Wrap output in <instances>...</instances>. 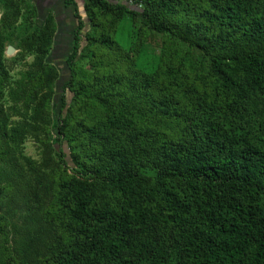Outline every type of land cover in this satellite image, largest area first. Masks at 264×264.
Returning a JSON list of instances; mask_svg holds the SVG:
<instances>
[{
	"label": "trees",
	"instance_id": "trees-1",
	"mask_svg": "<svg viewBox=\"0 0 264 264\" xmlns=\"http://www.w3.org/2000/svg\"><path fill=\"white\" fill-rule=\"evenodd\" d=\"M70 5L56 116V15L0 0V264H264V0Z\"/></svg>",
	"mask_w": 264,
	"mask_h": 264
},
{
	"label": "rangeland",
	"instance_id": "rangeland-1",
	"mask_svg": "<svg viewBox=\"0 0 264 264\" xmlns=\"http://www.w3.org/2000/svg\"><path fill=\"white\" fill-rule=\"evenodd\" d=\"M79 1L80 3L82 2V0ZM79 6L81 8V12L84 14L83 4H79ZM74 10L75 7L73 5L65 7L64 10H59V19L63 32L58 37V44L54 51V54L49 56V61L55 63L59 67L61 74L58 83V93L56 95V101L54 103V111L56 116H58L63 109V100L61 96L64 94V90L62 88L70 77V71L66 63V59L71 52L74 31L78 22L77 18L74 17ZM46 13V8L45 10L43 8L40 14L41 19L46 16ZM18 53L19 49H17L11 55L5 53L7 66L9 67V70L15 79L20 78L22 74L28 70V65L34 60L33 55H28L24 59L20 60ZM71 98L72 93L67 92L66 101L68 103L71 101ZM25 154L32 160H34L36 165H39L43 162V160H48L50 158V154L47 153L44 146L42 144H39L32 138H29L25 143ZM18 198L19 197L16 196L12 199V208L16 211L25 210L26 207H23L21 205V202L18 201ZM19 230L20 236L25 237L27 243L31 245L41 244L46 238V234L42 230L33 229L28 231L20 227Z\"/></svg>",
	"mask_w": 264,
	"mask_h": 264
},
{
	"label": "crops",
	"instance_id": "crops-1",
	"mask_svg": "<svg viewBox=\"0 0 264 264\" xmlns=\"http://www.w3.org/2000/svg\"><path fill=\"white\" fill-rule=\"evenodd\" d=\"M33 3H35L37 5V7L39 8V5L38 4H44V5H47V6H50L51 4H61V9L60 10H64L65 9V0H31ZM47 13L48 14L50 11L54 12L55 15H56V19L58 21V26L60 25V19H59V13L58 12H55L51 7L50 8H47L46 9Z\"/></svg>",
	"mask_w": 264,
	"mask_h": 264
},
{
	"label": "flooded vegetation",
	"instance_id": "flooded-vegetation-1",
	"mask_svg": "<svg viewBox=\"0 0 264 264\" xmlns=\"http://www.w3.org/2000/svg\"><path fill=\"white\" fill-rule=\"evenodd\" d=\"M39 5V8H38V10H39V14H41V11H42V9L44 8V10H45V8L47 9V8H52L55 12H59V10L61 9V4H51L50 6H47V5H44V4H38ZM61 11V10H60ZM58 22V21H57ZM60 25L58 26V30H57V33H56V36H55V43H54V46H53V49H52V51H51V55H53L54 54V51H55V49H56V47H57V44H58V37H59V35L63 32V29L61 28V23H59ZM56 45V46H55Z\"/></svg>",
	"mask_w": 264,
	"mask_h": 264
},
{
	"label": "water",
	"instance_id": "water-1",
	"mask_svg": "<svg viewBox=\"0 0 264 264\" xmlns=\"http://www.w3.org/2000/svg\"><path fill=\"white\" fill-rule=\"evenodd\" d=\"M1 16V13H0ZM17 49L13 45H8L6 49V54L11 55L13 54Z\"/></svg>",
	"mask_w": 264,
	"mask_h": 264
},
{
	"label": "built area",
	"instance_id": "built-area-1",
	"mask_svg": "<svg viewBox=\"0 0 264 264\" xmlns=\"http://www.w3.org/2000/svg\"><path fill=\"white\" fill-rule=\"evenodd\" d=\"M130 3H131V1H130Z\"/></svg>",
	"mask_w": 264,
	"mask_h": 264
}]
</instances>
